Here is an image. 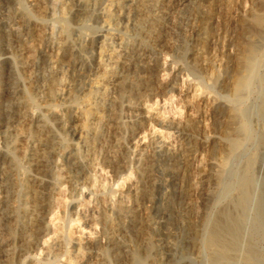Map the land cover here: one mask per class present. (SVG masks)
I'll use <instances>...</instances> for the list:
<instances>
[{
	"label": "bare ground",
	"instance_id": "6f19581e",
	"mask_svg": "<svg viewBox=\"0 0 264 264\" xmlns=\"http://www.w3.org/2000/svg\"><path fill=\"white\" fill-rule=\"evenodd\" d=\"M96 1L98 0H53L54 6L51 3L48 11L47 6L44 7L45 0H35V9L33 4L30 5L34 11L26 13L15 0H9L11 5L9 4L7 13L0 12V39L4 41L1 59L19 65L6 76V117L2 119V127L6 147L11 155L3 161V169L0 170V264H15L17 258L24 254L41 250L45 239L49 238L46 219L52 213L57 188L64 184L75 188L81 181L85 184L90 182L89 174L96 155L94 152L100 149H96V144L104 140L106 134L115 137L119 132L121 126L117 108L123 101L132 103L135 100L134 120L142 126L132 137L133 140L143 137V124L153 120L148 115L150 111L145 108L147 102H154L167 95L163 78L166 77L168 67L164 53H171L182 32L180 29L184 28V32L188 33L182 36L188 45H193L194 61H201L204 39L209 37L208 31L219 21L215 12L224 0H106L101 13L107 34L103 39L94 41V68L91 73L83 74L84 82L79 95L68 93L67 100L77 105L72 119L68 121L57 108L55 110L54 104L62 96L60 91H64L61 88L68 74L81 64L80 45L67 41L71 38L70 16L83 19L91 17L90 14L97 6ZM124 10H127V19L136 26L145 47L133 54L121 48V51L116 50L109 44L108 36L113 28L119 26L118 19ZM48 14L57 18L59 33L55 29L50 31L43 25ZM1 26L4 30H1ZM238 28L240 49L236 58L234 57L236 83L231 92L233 102L242 106L244 97L254 85H257L259 91H264V75L259 73L264 66V49L256 45L258 40L264 39V1L263 9L244 15ZM224 37L226 38V34ZM24 72L27 77L22 81L23 74L19 73ZM31 74L40 81L38 84ZM252 112L264 123V99L253 111L240 109L239 114L227 112L225 117L223 145L229 152V157H237L241 151L245 165L233 170L231 182L228 183L225 176L228 162L225 160L222 163L223 171L218 173V201L221 205L216 213L206 217L201 223L197 222V205L194 206L192 200L195 193L188 181L193 167L192 153L196 138L192 128L185 129L188 142L183 149L176 151L164 143L153 147L151 153L147 152L149 154L140 169L142 185L139 202L132 210L119 207L121 219L119 218L120 224L117 227L102 219L105 222L102 232L107 242L103 245L97 240L93 244L94 254L103 259H108L111 255L118 256L124 264H130L134 257L142 261L150 259L152 264H162L159 257L152 256L150 231L156 226L163 229L164 238L161 242L166 255L173 250L178 235L182 232L192 241L193 252H199L200 247L206 250L208 264H264V251L258 249L253 240L255 234L253 236L248 230L251 223L253 229L264 237V182L262 185L257 182L254 175L255 160L244 149L245 142L252 139L258 149H264V132L261 131L256 136L250 132L243 136L240 131V124ZM46 120L57 123V126L55 124L54 128H50ZM69 128L71 139L68 137ZM158 154L162 157V178L157 177L159 174L156 175L155 171ZM18 161L23 162L30 170L25 183L19 180ZM24 187L27 191L22 195ZM157 187H163L166 191L165 209L173 216L176 214L174 223L151 219L150 207L153 203V191ZM234 188L239 190L237 198H232ZM174 193L179 196V203L173 198ZM227 199L231 202L222 204ZM20 204L24 206L22 213L19 210Z\"/></svg>",
	"mask_w": 264,
	"mask_h": 264
},
{
	"label": "rangeland",
	"instance_id": "374dc122",
	"mask_svg": "<svg viewBox=\"0 0 264 264\" xmlns=\"http://www.w3.org/2000/svg\"><path fill=\"white\" fill-rule=\"evenodd\" d=\"M105 1L106 0L96 1L97 6H95L94 8L95 11L93 10V12L90 14L91 17L87 19H83L77 16L75 17V15L70 16L71 38L67 39V41L80 45V48L82 49L81 50L79 48L81 51V64L80 67H77L75 71L70 72L73 75L70 73L68 74L65 79L66 83L64 82L65 85L63 84L61 88V90L64 89V91H60L62 99L60 98L54 104L55 110L57 108V111L61 115L65 116L68 121L72 119L73 112L77 105L74 103H70L67 98L71 92L72 95H79L84 82L83 74L91 73L94 68V61L96 57V52L93 46L94 41L103 39V36H106L107 34L105 33V21L101 13L102 5H104ZM263 1L264 0H224L222 6L220 8H217V11L220 15L217 14V11L215 12L216 19L219 21L213 27L214 29L212 28L210 31H208L207 34H210L209 37L207 36L204 39L201 61H194L192 56L193 45H188L182 36L183 34L188 32H184V28L180 29V31L182 32L176 40V44L178 43L177 46L175 44L173 50L170 51L171 53L168 52V54L164 53L163 55L165 56L164 60L165 62L167 61L166 64L168 67V71L165 74L166 77L163 78L164 84L166 85L165 87L167 95L166 97L159 98L154 102H147L145 108L150 111L148 115L152 116L153 120L149 123L145 122L143 124V137L138 140H133L134 138L132 137L134 136L133 133L137 132L142 126L136 123L134 120L136 111L133 108V104L135 103V100H133L132 103H124L123 101L117 108V117L121 126L118 132L119 135L117 133V135H115V138L114 135L111 136L109 134H106L104 140H102L103 142L101 141L102 144L101 142H98V145L96 144V149H99L100 147L101 150H95L96 152H94L96 155L94 157L92 171L89 174L90 182H88V184H85L81 181L76 185L75 188L69 185L68 187L67 184L59 186L57 188L56 197L54 198L53 202L52 213L50 214L51 216L49 215V217L46 219L49 238L45 239L46 242L41 248V252H28L22 257L17 258L16 263L124 264L122 262V259L118 256L111 255L108 257V259L97 257L94 254L95 249L93 247V244L97 240L101 241L103 245L106 244L107 240L103 236L104 224L106 221L113 224L114 226L116 224V227L120 224L121 217L119 215V207H123L125 209L127 208L129 210H132L136 207L141 197L140 190L142 185V175L140 169L142 168V164H144L147 155L151 153L153 147L167 143L166 145L170 147L172 146L176 151H179V149H183L184 147H186L188 142V136L185 131L189 128L193 129L196 138V145L192 153V173L190 171L188 181L193 193H195L192 196V200L194 206L197 205L195 206L198 213L197 222L201 223L203 219L217 212L221 205V203H219L218 201V196L220 193L218 176L223 171L222 163L225 160L228 162L225 170V176L226 179H228L226 181L228 183L231 182V173H233L237 169L242 168L245 165V158L241 155V151L239 152L240 155L238 154L237 157H229V152L223 145V131L227 112H232L237 115L239 114L240 109H250L251 111H253L258 107V105L262 103V100L264 99V91H259L257 89V85H254L252 87V90H250L246 94L242 106H239L233 102L231 92L232 87L236 83L234 60L238 55L240 49L237 35L239 34V23L241 21V18H243L244 15L248 14V12L253 10L260 12L263 9ZM8 2L9 0H0L1 13H7V10L11 5V2ZM15 3L26 13L33 12L35 9V0H15ZM51 3L54 6L53 0H45L44 7L47 6L46 8L48 9V11L51 8ZM30 5H32L34 9ZM49 15L50 14L45 17L43 25L48 30L52 31L53 29H55V32L59 33V24L57 23V18ZM128 21L127 10H124L120 14V18L118 19L120 28H118L119 26L113 28L108 38L109 44L112 48L116 50H120L121 48V50H128V52H131L133 54L138 49L144 50L145 47L141 39V35H139V33L137 32L136 26H134V23L132 21ZM1 30H4L2 26ZM214 32L216 35L214 34ZM225 34L226 38L224 37ZM110 36L112 39L110 38ZM222 36L224 37V39L221 38ZM74 38L76 40H74ZM257 42V47L260 49H264V39H260ZM82 43H84V45ZM121 44H124L122 45L123 48ZM83 48L85 51L83 50ZM3 50L4 41L0 39V170L3 169L4 162L6 158H8L7 156L10 154L9 149L6 147L5 139L3 136L4 129L2 127V119L6 117V76L14 67H19L18 64L15 65L14 63H11L12 61H5L1 59ZM20 71L21 70H19V72ZM259 73L260 75H264V66L259 70ZM19 74H23V78H21V80L24 81L27 77L25 72ZM31 75L37 81V78L33 74ZM78 76L80 78H78ZM76 77L77 79L75 80L74 78ZM39 82L40 81H37L36 84H38ZM173 87H175V89H173ZM46 122L50 128H54L55 124L57 126V123H52L47 120ZM240 131L242 135H247L251 132L254 136H256L260 134L261 131L264 132V123L261 122L259 117H257V115L252 112L250 115H248L245 121L240 124ZM120 135L123 138H120ZM70 136L71 129L69 128L68 137L71 139ZM252 140L245 142L244 149L248 153L249 157L255 160L254 175L259 185H262V183L264 182V149H258V147H256L254 139ZM138 141L139 143H136ZM140 149L143 150L140 151ZM117 159L120 161H118ZM161 161L162 157L159 154L156 155L155 171L156 175L159 174L157 175V177L159 178H162V171L160 168ZM18 162L19 180L25 183L30 175V170L23 162ZM125 163L126 166L124 167ZM219 168L221 170H219ZM258 170L263 172L261 173ZM192 174L193 176H191ZM163 190V187H157L153 191V203L150 207V215H152L151 219L154 221L165 220L174 223L176 218L174 216H176V214L173 216L172 214L168 213V211H166L167 198L166 191ZM26 191V187H24L21 192L22 195H25ZM233 191L234 192H232V198H237L239 195V190L237 188H234ZM173 198L177 203L180 202L179 196L175 193L173 194ZM24 202L25 200H23L22 203ZM230 202L231 200L227 199L222 202V204L226 205ZM19 210L20 213H22L24 210V206L20 204ZM102 219L103 221L105 220V222H103ZM248 230L249 233L253 236L255 234V238L253 237V240L256 243L258 249L264 251V237L253 229L251 223L248 225ZM150 234L153 248L152 256L156 255L157 257H159L160 260H162V264L164 262L165 264H208L206 258L208 254L206 250L204 251V249L200 247L198 250L199 252H193L192 241H190V239H188L182 232L179 233L177 243L172 248L173 250H171L170 253H167V255L165 250L163 249L161 242V240L164 238L163 229L155 226L150 231ZM33 253H36V255H34ZM152 263L153 262L150 259L147 261H142L139 258L134 257L130 264Z\"/></svg>",
	"mask_w": 264,
	"mask_h": 264
}]
</instances>
